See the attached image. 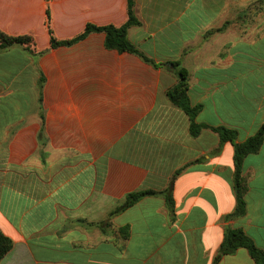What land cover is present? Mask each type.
<instances>
[{
    "label": "crops",
    "instance_id": "1",
    "mask_svg": "<svg viewBox=\"0 0 264 264\" xmlns=\"http://www.w3.org/2000/svg\"><path fill=\"white\" fill-rule=\"evenodd\" d=\"M134 10L141 24L129 40L163 64L107 48L104 32L51 47L46 0H0V30L33 36L32 53L0 50V229L13 239L0 264H212L227 225L264 250V141L243 161L246 212L226 220L236 207L233 143L217 152L211 127L192 136L167 96L180 61L191 103L203 105L197 122L234 128L237 142L254 134L264 46L254 55L249 43L264 40V0H135ZM50 12L59 40L128 18L127 0H50ZM171 183L174 218L163 195H147L113 215L108 233L79 221H104L128 192ZM125 224L128 238L118 232ZM217 264L255 261L240 247Z\"/></svg>",
    "mask_w": 264,
    "mask_h": 264
},
{
    "label": "trees",
    "instance_id": "2",
    "mask_svg": "<svg viewBox=\"0 0 264 264\" xmlns=\"http://www.w3.org/2000/svg\"><path fill=\"white\" fill-rule=\"evenodd\" d=\"M135 0H127V10L128 18L121 25L114 24H104L98 25L94 23H87L85 29L70 39L59 40L57 39L51 27V12H50V0H46V25L48 28L50 36L51 47H56L59 45H71L83 38H85L91 32H104L105 33V46L107 48H114L118 51H127L139 55L144 61L149 62L155 66L161 65L163 63L155 62L151 57L141 51L132 41L129 40L127 33L129 27L133 25L141 24L140 20L135 15ZM220 29H223L221 27ZM33 36L30 34H20V35H9L2 30H0V50L8 48L12 45L24 46L29 52H33L32 49ZM165 64V63H164ZM171 64L177 74L178 82L167 90V96L171 102L181 109H183L189 116L190 119V133L192 136H198L204 127H211L213 130L218 132L220 136V146L216 150L220 151V147L226 141H231L234 147V187L236 193V207L235 210L225 216L228 220L235 216H242L246 212V182L243 176V161L245 156L250 153H256L259 151L263 141H264V121L259 126L257 131L247 137L245 140L237 142L238 131L234 128L217 125L211 126L204 122H197L196 117L201 111L203 105L201 103L192 104L188 95V70L181 65L180 61H171ZM44 80L43 75L40 76V85ZM194 162V161H193ZM192 163V162H191ZM181 169H178L175 173L178 174ZM147 195H163L165 197L166 206L169 210V215L174 218L175 201L172 195V183L171 185L163 190L155 189H140L135 191H130L126 194L125 200L112 209L109 212L108 219L100 222H87V220L80 218L84 224L96 225L102 232L108 233L111 222L110 218L113 215L119 214L128 207L134 205L139 200ZM119 233L124 237L128 238L130 234L129 224H125L118 229ZM13 247V239L5 234L0 229V260L5 256V254ZM244 247L248 250L251 257L254 259L255 264H264V250L259 247L253 238L248 235L244 229L241 227H231L227 225L224 230V237L220 244L217 254L215 255L212 264H217L221 257L225 254H232L238 248Z\"/></svg>",
    "mask_w": 264,
    "mask_h": 264
},
{
    "label": "rangeland",
    "instance_id": "3",
    "mask_svg": "<svg viewBox=\"0 0 264 264\" xmlns=\"http://www.w3.org/2000/svg\"><path fill=\"white\" fill-rule=\"evenodd\" d=\"M238 45H239V48H241L243 50H246V48L248 46L247 43H245V42H239ZM170 46H171L170 42H167V43L162 42V43L158 44L157 50H158L159 53L165 54V52H167L169 50ZM263 46H264V40L261 41V42H258L256 45H253V44L249 43V53L250 54H254V55H256V54L257 55H261V52L263 51ZM143 48H145V50H149L150 51L151 50V43H146L143 46ZM242 65H244V64H242ZM210 75H212V74H209V76ZM203 117H205V118L210 120V119H212L214 117V114L212 113V111L209 108H207L205 110V113L203 114ZM253 126H255V124L251 123V125H249V130H253ZM239 132H240L241 135H243L245 133L244 130H240Z\"/></svg>",
    "mask_w": 264,
    "mask_h": 264
}]
</instances>
